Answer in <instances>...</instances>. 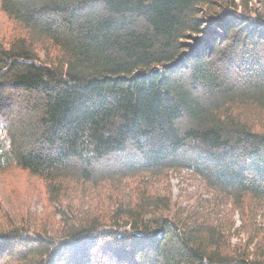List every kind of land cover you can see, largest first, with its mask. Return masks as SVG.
Instances as JSON below:
<instances>
[{
	"label": "trees",
	"instance_id": "16d2710c",
	"mask_svg": "<svg viewBox=\"0 0 264 264\" xmlns=\"http://www.w3.org/2000/svg\"><path fill=\"white\" fill-rule=\"evenodd\" d=\"M261 4L0 0V173L49 211L0 264H264ZM172 172L203 194L172 199Z\"/></svg>",
	"mask_w": 264,
	"mask_h": 264
},
{
	"label": "rangeland",
	"instance_id": "374dc122",
	"mask_svg": "<svg viewBox=\"0 0 264 264\" xmlns=\"http://www.w3.org/2000/svg\"><path fill=\"white\" fill-rule=\"evenodd\" d=\"M263 0H250V7L256 9L262 8ZM237 3L240 0H236ZM19 30L13 23L7 20L0 8V40H6L4 37L15 35ZM168 186L172 199L181 200L184 194L191 196L203 194L199 182L190 176L180 173H170L168 176ZM44 193L41 183L30 178L24 173L9 171L0 173V232L4 230L17 229L28 236H34L31 229L38 227L40 222L47 219L49 211L44 209ZM186 202L183 206H186ZM59 219V217H58ZM235 224L231 231L230 243L233 247L245 244L247 235L242 226V220L239 213L236 212L233 218ZM37 223V224H36ZM256 232L258 235L264 234V211L259 214L255 220ZM29 230L28 232H24ZM258 238V237H257ZM257 243L255 241L254 245ZM258 244V243H257ZM254 245L250 250L254 249ZM260 247L258 251H260Z\"/></svg>",
	"mask_w": 264,
	"mask_h": 264
}]
</instances>
